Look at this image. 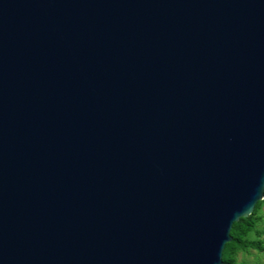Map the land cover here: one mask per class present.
Returning a JSON list of instances; mask_svg holds the SVG:
<instances>
[{"label": "water", "instance_id": "95a60500", "mask_svg": "<svg viewBox=\"0 0 264 264\" xmlns=\"http://www.w3.org/2000/svg\"><path fill=\"white\" fill-rule=\"evenodd\" d=\"M264 195V0H0V264H224Z\"/></svg>", "mask_w": 264, "mask_h": 264}, {"label": "trees", "instance_id": "16d2710c", "mask_svg": "<svg viewBox=\"0 0 264 264\" xmlns=\"http://www.w3.org/2000/svg\"><path fill=\"white\" fill-rule=\"evenodd\" d=\"M263 206L264 197L257 201L250 215L240 217L239 220L233 223L230 230L232 239L225 243L222 252L224 264H244L237 260L239 251L256 249L264 253V243L259 237L261 230L258 228V222L261 219L260 212Z\"/></svg>", "mask_w": 264, "mask_h": 264}, {"label": "rangeland", "instance_id": "374dc122", "mask_svg": "<svg viewBox=\"0 0 264 264\" xmlns=\"http://www.w3.org/2000/svg\"><path fill=\"white\" fill-rule=\"evenodd\" d=\"M261 219L258 222V228L261 230L260 239L264 243V206L260 212ZM237 260L244 264H264V253L257 251L256 249H248L245 251H239L237 253Z\"/></svg>", "mask_w": 264, "mask_h": 264}]
</instances>
